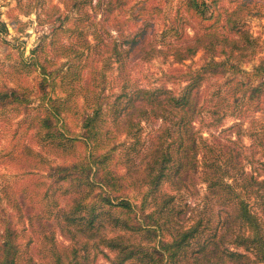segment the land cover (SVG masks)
I'll return each instance as SVG.
<instances>
[{"label": "trees", "instance_id": "1", "mask_svg": "<svg viewBox=\"0 0 264 264\" xmlns=\"http://www.w3.org/2000/svg\"><path fill=\"white\" fill-rule=\"evenodd\" d=\"M145 2L125 8L124 0H61L65 15L54 20L59 24L48 43L55 59L38 65L30 58L45 111L36 134L57 150L80 151L73 161L47 166L46 201L38 213L5 184L2 198L13 215L27 214L30 233L19 245L14 217L3 211L0 264H20L25 247L48 237L55 264H94L98 256L109 264H264V119L255 117L264 112V58L250 70L241 67L257 53L245 19L258 11L248 0H236L231 9L216 7L219 0H179L160 21L162 8ZM41 9L47 16L60 10ZM192 17L202 28L189 37ZM92 47L103 64L92 67L91 78L115 72L112 86L81 87L77 101L45 91L69 72L51 66ZM199 51L204 61L187 65L178 90L141 85L131 76L138 61L164 56L183 62ZM81 70L76 67L73 77ZM2 86L0 116L22 106L26 112L28 88L19 81ZM228 118L236 121L224 126ZM13 148L16 156L28 151L33 168L46 166L28 145ZM64 194L72 198L61 207ZM57 232L68 246L60 248Z\"/></svg>", "mask_w": 264, "mask_h": 264}, {"label": "rangeland", "instance_id": "2", "mask_svg": "<svg viewBox=\"0 0 264 264\" xmlns=\"http://www.w3.org/2000/svg\"><path fill=\"white\" fill-rule=\"evenodd\" d=\"M139 0H124V7L129 8ZM179 0H146L145 4L153 6L157 5L162 8L160 21L166 19L170 13L176 8ZM210 2V0H207ZM236 0H219L216 7L231 9ZM251 2L252 11L257 10L253 16H247L245 19L248 31L257 42V53L250 59H245L241 63V67L250 70L264 58V0H248ZM50 5L59 7V11L51 16H47L41 7L48 8ZM213 7L210 8V12ZM254 9V10H253ZM48 10V9H47ZM53 12V9H49ZM65 15L61 0H0V21L5 24V30L0 32V88L2 85L13 86L14 81H19L29 90L28 95V110H24L23 106L16 110L10 111L4 116H0V215L3 211L10 212L14 217L13 221L19 235L18 244L24 242L26 235L30 233L28 216L23 217L13 215L12 209L6 205L2 198L4 195L2 190L5 188L9 191L5 184L13 186L16 195L20 200H26L28 207L32 208L34 213L41 211L42 205H45L43 193L46 190V183L49 180L46 178L48 173L47 166L50 163H60L64 161H73V157L77 156L80 148L76 150H57L51 146L40 142V136L37 135L36 129L40 125V119L44 117V108L40 106L42 90L41 85H37L39 81L38 68L36 64H32L30 58L35 57L38 65L45 63L46 59H55V53L52 47L48 45L51 41L50 33L54 27H58L54 20ZM189 16V15H187ZM202 26L198 19L191 18L190 23L186 26V33L189 37L195 34L196 29ZM58 35L64 37L65 33L57 32ZM112 34H114L112 32ZM66 37V36H65ZM65 39V40H64ZM65 43H70L69 37L64 38ZM46 44L44 49H40L37 45ZM76 47V46H75ZM34 49V54H32ZM202 51L196 53L192 59H187L183 62H176L172 57L158 56L148 61H138L134 64L131 70V76L141 85L165 87L178 90L185 83L181 80L180 74L187 69V65L198 66L203 59ZM29 62L28 67L22 65L23 62ZM102 58L99 55V50L95 47L85 50L78 58L73 55L60 59V63L51 66L49 69H69L66 76L62 80H57L54 85V90L50 86L44 85L45 91L56 97H64L66 93L71 95V99L77 101L81 97V87H91L99 84L101 87L113 85L115 72L106 73L105 79L100 75L96 79L91 78L92 67H100ZM60 64H63L60 67ZM49 66V65H48ZM82 66L81 74L78 78L73 77V72L76 67ZM109 74V75H108ZM112 82V83H111ZM114 87V86H113ZM79 97V98H78ZM72 100L68 102L72 107ZM258 119H264V112L255 113ZM236 120L228 118L224 121V126H229ZM69 121L72 129L75 122ZM247 127L244 122L243 128ZM8 129V134L5 132ZM123 140V136L117 138ZM243 143L250 144L247 136L242 137ZM17 144L28 145L33 151L40 153L45 159V165L39 169L35 167V161L28 151H25L23 156H16L13 146ZM20 151L17 150V152ZM69 155H73L68 159ZM64 186L65 183H62ZM11 187V186H10ZM21 190V188H24ZM199 192H203L204 185L199 184ZM12 192V191H10ZM72 196L64 194L59 197L61 207L66 206ZM193 207V205H192ZM50 222L52 220L50 219ZM23 228H26L27 234L23 233ZM55 239L60 248L68 246L69 241L61 237L58 232L55 234ZM44 241H48V245L44 246ZM50 237L39 242L37 240L25 247L21 255L20 264H55L54 251L49 247ZM31 258L30 260L28 258ZM27 259L23 262L22 259ZM80 264V263H79ZM94 264H109V261L103 256H98Z\"/></svg>", "mask_w": 264, "mask_h": 264}]
</instances>
